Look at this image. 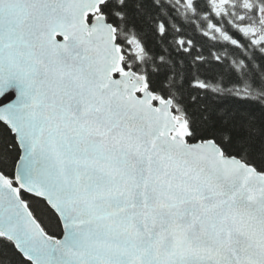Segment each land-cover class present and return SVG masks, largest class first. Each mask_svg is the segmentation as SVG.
Here are the masks:
<instances>
[{
  "label": "snow or ice",
  "instance_id": "1",
  "mask_svg": "<svg viewBox=\"0 0 264 264\" xmlns=\"http://www.w3.org/2000/svg\"><path fill=\"white\" fill-rule=\"evenodd\" d=\"M0 264H264V0H0Z\"/></svg>",
  "mask_w": 264,
  "mask_h": 264
}]
</instances>
